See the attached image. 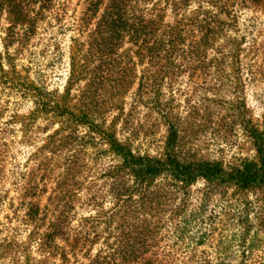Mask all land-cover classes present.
Returning a JSON list of instances; mask_svg holds the SVG:
<instances>
[{
    "label": "trees",
    "instance_id": "1",
    "mask_svg": "<svg viewBox=\"0 0 264 264\" xmlns=\"http://www.w3.org/2000/svg\"><path fill=\"white\" fill-rule=\"evenodd\" d=\"M241 9L252 15L240 20ZM263 12L264 0H0V95L32 104L19 118L0 101V211L17 202L9 214L27 240L2 235L12 229L0 223V253L12 264H213L197 250L211 203L264 188V126L250 121L242 97L264 84ZM61 37L59 93L45 87L43 69L62 56ZM18 57L34 81L16 69ZM197 79L232 99H193L186 92ZM219 101L233 108L253 160L224 165L182 150L199 110ZM142 109L163 128L160 156L130 148ZM41 116L47 124L33 129ZM50 121L57 127L44 130ZM231 248L219 239L214 264H229Z\"/></svg>",
    "mask_w": 264,
    "mask_h": 264
},
{
    "label": "rangeland",
    "instance_id": "2",
    "mask_svg": "<svg viewBox=\"0 0 264 264\" xmlns=\"http://www.w3.org/2000/svg\"><path fill=\"white\" fill-rule=\"evenodd\" d=\"M239 14H241V20L245 15L247 17L252 15V12L250 9H241ZM257 16L264 19V12L257 13ZM261 37V41L264 43V31ZM58 45L63 54L57 61L52 62L50 66L43 69V84L49 91L60 93L67 71L66 47L68 43L66 38L61 37ZM15 64L17 65L16 69L27 82L34 81L33 67L28 69L29 64L23 57L16 58ZM196 82L195 89L188 88V92H186L188 95L195 96L193 99L205 96L209 98L213 95L218 99H232V96L224 92L223 88L220 94L218 92L214 94V92L202 86L204 82L201 79H197ZM252 91L245 89L242 95L246 115L252 123L262 127L264 126V84L259 82ZM184 93L185 91L180 94L175 93L176 101L174 105H176V108H174V111L179 112L181 115L185 111L182 102L185 96ZM2 94L0 95L2 104L7 108L14 109L19 118L32 109L29 99H20L17 93L5 92ZM14 101H17L16 104H14ZM231 112H233V108L222 101L213 103L208 110H199L198 116H203L200 120L197 117L196 121L199 124L195 127L194 132L190 129L183 137L182 150L188 151L190 155H194L196 158L215 159L224 165L238 164L241 159L253 160L254 152L251 144L244 136L237 120L231 117ZM7 117L8 113L5 112L1 117V121L6 120ZM46 118L47 116L38 117L35 121L36 126L33 129L45 127L47 124ZM55 121H50L51 124L44 130L49 131ZM132 123V126L137 128L138 135L132 139L130 148L141 155L160 156L164 136L163 128L157 126V124H152L151 121H146L143 117V109L140 110L139 117L134 118ZM56 127L54 125L53 129ZM15 129L20 128L16 126ZM17 137H19V133H17ZM4 187L7 189L6 185ZM13 195V192L8 191L7 198L12 199ZM16 207V201H8L2 205L0 223H4V227L12 229V231L7 229L2 235H14V230H16L18 233L15 235L16 240L25 245L27 242L26 232L17 224L16 219L14 220V217L9 214ZM209 212L211 213V223L205 225L206 236L203 245L197 248L198 251H203L214 264L216 243L219 239L226 237L231 241V251L234 254L233 259L228 262L229 264H264V188L244 192L227 191L220 199L211 203L207 214ZM6 213L8 215H5ZM29 246L26 253L36 257L35 249L30 244ZM177 248L185 249L191 248V246L180 245ZM242 251L245 252L244 261L241 260ZM0 264H12L8 254L0 253Z\"/></svg>",
    "mask_w": 264,
    "mask_h": 264
}]
</instances>
